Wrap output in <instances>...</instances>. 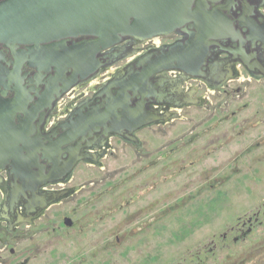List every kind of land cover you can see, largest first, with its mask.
<instances>
[{"label": "flooded vegetation", "instance_id": "1", "mask_svg": "<svg viewBox=\"0 0 264 264\" xmlns=\"http://www.w3.org/2000/svg\"><path fill=\"white\" fill-rule=\"evenodd\" d=\"M192 10L193 19L171 33L160 28L148 35L121 34L91 60L97 63L94 72L76 80L73 66L65 65L77 55H91L77 49L93 35L0 40V108L7 112L19 104L13 127L7 123L6 130L21 132L18 162L0 164V264L12 263L14 244L28 239L31 230L41 231L47 220L51 226L48 210L73 192L70 184L81 166L101 165L120 142L142 145V131L171 123L186 108H210V95H227L213 104L224 110L235 96V81L264 78V0H208L202 6L195 0ZM203 21L229 29L208 38L206 51L197 53V68L158 62L173 49L186 52ZM147 69L151 74L144 80ZM110 107L109 119L90 122ZM77 122L84 125L79 130ZM30 250L23 246L20 254ZM27 261L24 256L17 264Z\"/></svg>", "mask_w": 264, "mask_h": 264}, {"label": "rangeland", "instance_id": "2", "mask_svg": "<svg viewBox=\"0 0 264 264\" xmlns=\"http://www.w3.org/2000/svg\"><path fill=\"white\" fill-rule=\"evenodd\" d=\"M234 88L81 166L11 264H264V78Z\"/></svg>", "mask_w": 264, "mask_h": 264}, {"label": "water", "instance_id": "3", "mask_svg": "<svg viewBox=\"0 0 264 264\" xmlns=\"http://www.w3.org/2000/svg\"><path fill=\"white\" fill-rule=\"evenodd\" d=\"M193 1L195 0H5L0 4V40L40 42L70 35H93L94 38L77 49H88L91 55L86 58L77 55L67 60L65 65V68L68 64L73 66L76 80L78 74L84 76L94 72L97 63H91V60L95 59L97 52L116 43L121 34L148 35L152 30L160 28L171 33L176 27L192 20ZM197 4L207 5L208 0H197ZM203 24L186 52L184 48L173 49L158 59V62H177L176 67L181 70L197 68V53L206 51L208 38L226 35L229 29L221 22L203 21ZM149 70L143 73L142 79L149 77ZM129 88L133 87H125V90ZM14 103H17L16 100ZM19 108V104L12 105L7 112L0 108V164L6 163L10 158L18 162L17 144L21 132L11 129L7 131L6 127L9 126L7 123L13 127L15 113ZM112 108H108L103 116L93 115L90 122H105L109 119ZM79 124L80 122L76 124L78 130L84 126ZM66 224L71 225L72 219L67 217Z\"/></svg>", "mask_w": 264, "mask_h": 264}]
</instances>
